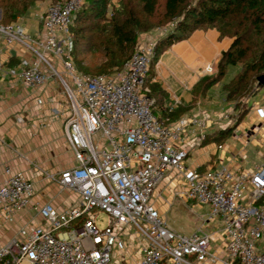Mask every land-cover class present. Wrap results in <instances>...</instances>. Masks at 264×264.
Returning <instances> with one entry per match:
<instances>
[{
  "label": "built area",
  "instance_id": "1",
  "mask_svg": "<svg viewBox=\"0 0 264 264\" xmlns=\"http://www.w3.org/2000/svg\"><path fill=\"white\" fill-rule=\"evenodd\" d=\"M111 2V9L118 7L119 0ZM84 4L51 5L37 39L21 25H0L7 49L20 47L32 55L25 67L5 71L0 54V74L33 91L57 78L72 101L68 141L76 166L49 180L78 197L70 207L35 206L41 222H30L0 245V264H121L113 252L126 243L136 251L127 264H264V152L251 171L188 169L185 161L194 145L186 138L197 133L200 144L207 120L192 116L169 124L154 114L147 88L154 43L136 46L120 72L80 73L71 28ZM168 179L175 182L171 198L208 209L189 235L174 231L158 210L156 190ZM35 196L31 181L6 168L0 179L2 222L32 209ZM100 215L106 216L102 228ZM217 221L220 257L210 252L213 235L205 231ZM127 229H134L139 241H120Z\"/></svg>",
  "mask_w": 264,
  "mask_h": 264
},
{
  "label": "crops",
  "instance_id": "2",
  "mask_svg": "<svg viewBox=\"0 0 264 264\" xmlns=\"http://www.w3.org/2000/svg\"><path fill=\"white\" fill-rule=\"evenodd\" d=\"M28 33L39 38L43 33L42 23L37 31ZM230 44L231 41L221 38L215 29L197 30L165 49L150 70L147 88L156 101L154 114L160 120L169 124L192 116L207 120L200 144H197V133L190 132L186 138L194 145L185 161L188 169L207 171L227 167L240 173L251 171L261 163L264 87L246 100L249 110L237 125L235 105L226 101L223 86L236 75L238 67H229L226 76L212 87L204 91L197 88L202 79L215 75L221 54ZM0 54L5 71L25 67L32 60L25 49L17 47L10 51L1 41ZM58 81L52 78L49 85L33 91L25 89L18 79L7 73L0 74V179L9 167L23 174L36 190L32 209L15 215L7 223L0 217V245L13 239L20 228L30 222H41L35 206L52 203L64 208L78 201L77 195L62 192L49 180L76 166L68 141L71 106L59 89ZM39 99L42 105L38 104ZM174 185L175 182L168 179L156 190L157 205L164 203L162 196L171 198L170 188ZM221 227V222L217 221L205 230L213 235L210 252L219 257L222 256Z\"/></svg>",
  "mask_w": 264,
  "mask_h": 264
},
{
  "label": "trees",
  "instance_id": "3",
  "mask_svg": "<svg viewBox=\"0 0 264 264\" xmlns=\"http://www.w3.org/2000/svg\"><path fill=\"white\" fill-rule=\"evenodd\" d=\"M41 1L0 0V9L15 18ZM108 1L85 0L72 25V56L82 74H108L120 69L133 54L139 36L153 27L151 20L159 0H119L110 16ZM164 1V18L178 22L173 32L156 43L150 70L172 44L197 30L215 29L231 44L221 54L215 75L202 79L197 88L204 91L212 87L226 76L229 67H238L236 75L223 86L226 101L235 105L237 125L249 110L246 100L260 89L256 79L264 75V0H198L191 10L185 9L187 0ZM149 94L155 105L150 90Z\"/></svg>",
  "mask_w": 264,
  "mask_h": 264
},
{
  "label": "rangeland",
  "instance_id": "4",
  "mask_svg": "<svg viewBox=\"0 0 264 264\" xmlns=\"http://www.w3.org/2000/svg\"><path fill=\"white\" fill-rule=\"evenodd\" d=\"M61 0H43L33 5L28 12L24 14H19L17 17L13 18L11 14H6L0 9V25H21L23 29L28 33L29 31L35 32L41 28V17L43 16L45 10L49 9L51 5L56 4ZM198 0H187L185 3V9L191 10L197 7ZM119 3V2H118ZM46 5V6H45ZM112 2L108 1L107 6V16H110ZM164 0H159L157 5V11L152 18V29L148 32L141 34L139 36V43L137 46L156 43L166 37L168 34L174 31L176 27L177 20H168L164 18ZM46 10V11H47ZM124 66V65H123ZM123 67L114 71H122ZM61 72V69H58ZM78 70V69H77ZM79 71V70H78ZM95 75L97 73H90ZM57 79V78H56ZM59 80V79H57ZM59 89L64 92L65 98L70 106H72V101L70 100L69 95L66 92V89L62 82L58 81ZM148 86V83H147ZM164 203L160 206L157 205L158 210L162 218L165 220L167 225H169L174 231L182 234L189 235L197 231L200 226L202 219L207 214V207H199L193 203H186L176 198H169L168 196H162ZM101 223L98 224V227L102 228L105 226L106 216L100 215ZM212 224V223H211ZM209 224V225H211ZM208 225H206L205 230L207 231ZM212 231V228L209 229V232ZM137 232L134 229H127L124 231L123 236L120 241H139L137 237ZM136 256V251L134 246L127 244L123 247L115 248L113 252V260H121V264H127L132 261Z\"/></svg>",
  "mask_w": 264,
  "mask_h": 264
},
{
  "label": "water",
  "instance_id": "5",
  "mask_svg": "<svg viewBox=\"0 0 264 264\" xmlns=\"http://www.w3.org/2000/svg\"><path fill=\"white\" fill-rule=\"evenodd\" d=\"M256 82H257V86H258V87L263 88V87H264V75L258 77V78L256 79Z\"/></svg>",
  "mask_w": 264,
  "mask_h": 264
}]
</instances>
